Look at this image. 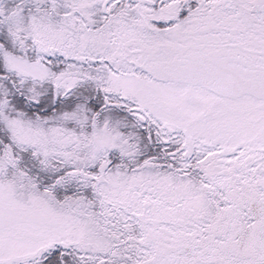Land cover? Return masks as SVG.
Listing matches in <instances>:
<instances>
[{"label": "snow or ice", "instance_id": "obj_1", "mask_svg": "<svg viewBox=\"0 0 264 264\" xmlns=\"http://www.w3.org/2000/svg\"><path fill=\"white\" fill-rule=\"evenodd\" d=\"M0 264H264V0H0Z\"/></svg>", "mask_w": 264, "mask_h": 264}]
</instances>
